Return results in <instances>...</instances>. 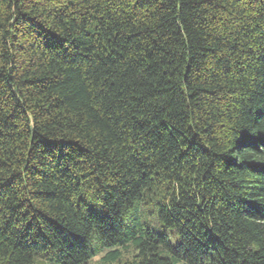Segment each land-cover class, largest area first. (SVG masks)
Wrapping results in <instances>:
<instances>
[{"label": "trees", "instance_id": "1", "mask_svg": "<svg viewBox=\"0 0 264 264\" xmlns=\"http://www.w3.org/2000/svg\"><path fill=\"white\" fill-rule=\"evenodd\" d=\"M0 264H264V0H0Z\"/></svg>", "mask_w": 264, "mask_h": 264}, {"label": "rangeland", "instance_id": "2", "mask_svg": "<svg viewBox=\"0 0 264 264\" xmlns=\"http://www.w3.org/2000/svg\"><path fill=\"white\" fill-rule=\"evenodd\" d=\"M132 253L131 252H126V254L125 255H131ZM100 258V256H96L95 257V260H98Z\"/></svg>", "mask_w": 264, "mask_h": 264}]
</instances>
